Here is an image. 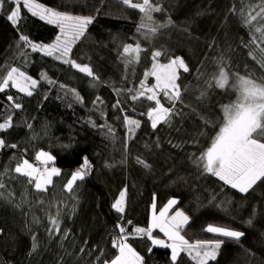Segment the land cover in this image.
<instances>
[{"label":"trees","instance_id":"16d2710c","mask_svg":"<svg viewBox=\"0 0 264 264\" xmlns=\"http://www.w3.org/2000/svg\"><path fill=\"white\" fill-rule=\"evenodd\" d=\"M109 1L125 6L121 0ZM36 2L47 7H72L76 12L86 5L84 0ZM86 2L95 7L94 1ZM133 2L142 3V0ZM151 2L164 9L151 13V20L138 9L125 6L129 9L128 16L99 14L89 25L86 36L76 41L69 58L89 65L97 81L69 64L32 52L30 46L25 47L19 41V35L24 34L32 43H54L59 35L57 26L33 17L23 8L21 20L13 26L7 20L6 10L11 5L0 8V82L13 67L38 81L31 97L10 85L0 93V123L8 115L13 117V126L0 131V138L8 145H17L15 149H0V183L5 185L0 188V264L110 262L119 254L112 247V240L120 235L116 225L127 227L130 233L135 227L147 230L153 203L159 212L169 199H176V209L189 216L181 235L190 244L198 240H225L217 260L209 264H264V182L249 193H239L223 185L217 177L204 173L202 166L193 162V157L206 152L222 127V106L235 102L238 95L231 86L214 87L213 78L220 66L229 72L230 85L235 83L236 76L264 83V67L258 62L264 56L255 45L245 46L251 40L250 29L242 23L240 14L242 8L245 14L252 8L259 11L255 6L261 0ZM233 8L235 11H230ZM169 19L172 24L167 29H158L155 34L150 31ZM137 42L143 50L138 61L129 63L131 57L122 55L123 45L135 46ZM154 51L162 52L158 58L160 64L179 56L190 69L178 71L177 83L182 93V100L176 102L178 114L155 130L147 116L155 102L145 97L131 100L145 72L152 70ZM42 73L56 84L40 80ZM206 82H212L213 86ZM61 84L64 88H60ZM147 84H155L154 77L149 76ZM129 88L133 89L132 93L127 91ZM73 89L83 103L75 101ZM202 91H206L204 97L200 95ZM8 95L21 103L22 108H12ZM97 97L100 100L94 104ZM160 99L165 107H172L165 98ZM118 100L120 104L114 108ZM125 115L141 122L134 135L127 134ZM109 128L113 131L109 132ZM39 151L51 154L54 160L48 167L61 172L53 177L46 192L35 190L27 177L14 172L24 159L44 168L35 159ZM85 156L90 161V171L69 193L64 185ZM137 158L150 168L137 163ZM125 189V212L120 214L111 205ZM213 194L216 200L209 203ZM58 212L61 232L50 236L49 218ZM253 214L254 223L249 227L245 221ZM209 224L244 231L246 235L239 242L218 237L204 231ZM64 232L68 233L67 238ZM152 234L165 239L160 231L153 230ZM33 235L38 247L29 255ZM127 243L144 257V264H172L171 250L152 245L146 235H131ZM81 248L85 251L81 252ZM100 250L103 256L97 262L95 257L101 255ZM181 256L182 264H196L187 252Z\"/></svg>","mask_w":264,"mask_h":264},{"label":"snow or ice","instance_id":"6c2138e0","mask_svg":"<svg viewBox=\"0 0 264 264\" xmlns=\"http://www.w3.org/2000/svg\"><path fill=\"white\" fill-rule=\"evenodd\" d=\"M121 2L129 8L138 9L139 12L143 13L149 20L152 19L151 13H160L164 11L158 4L154 5L151 0H142V3L133 2V0H121ZM6 4L11 5V7L6 10L8 11L7 20L10 21L13 26H16L21 20L23 8L30 12L33 17H39L40 20L46 21L50 25H55L60 30V35H58L55 38V42L51 44L32 43L27 35L21 34L19 35V41L23 42L25 47L30 46L32 52H39L44 56L53 57L57 61L69 64L71 68L76 69L78 72L86 74V76L91 77L93 81L98 80V77L94 74L93 69L89 65L77 63L74 59L69 58V54L72 52V45L86 36L89 25L94 22L93 16L71 15L67 12L54 10L51 7H45L43 4L37 3L36 0H0V8H4ZM255 7H258L259 11H255V8H252L245 14L243 8L240 10L242 23L249 27L251 36L249 44L245 46L251 47L255 45V48L264 56V0H261V3ZM230 11L234 12L235 9H230ZM171 24L172 21L169 19L167 23L159 24L157 28H152L150 31L155 34L158 29H167ZM141 27H143V25H141ZM142 50L139 42H137L135 46L131 43H127L123 45L122 55L131 57V60L128 61L130 63L132 60L138 61L139 54ZM250 54L252 53L250 52ZM161 55V51H154L152 53V59L154 61L152 70L145 72L144 79L139 83V89L135 94L131 95L132 101L145 97L147 101L155 102V107H150L147 112V116L151 121V128L154 130L157 129V126L161 123H167L172 115L178 114L176 112V102L182 100L181 85L177 83L180 78L178 69H182L184 72L190 71L188 65L179 56L171 58L167 64H160L158 58L161 57ZM258 62H261V66L264 67V60ZM149 76L154 77L156 81V83L151 86L147 84ZM213 79L215 88L225 89L231 86L238 95L235 102L222 106V127H220L219 132L212 139L211 146L198 158L193 157V162L198 167L202 166L204 173L217 177L219 181L223 182V185L235 189L239 193H249L250 190H254V187L257 186L258 183L264 182V83H258L256 80L244 76H236L235 83L230 85L229 72L226 71L223 65L220 66L218 75ZM40 80L46 81L49 85L56 84V81L49 79L44 73L41 74ZM206 83L209 84V87L213 86L212 82ZM9 85L11 88L17 89L19 92L31 97L33 91L38 86V81L26 75L25 72L19 71L17 68L13 67L7 72L2 82H0V93H3ZM60 88H64V85L61 84ZM127 91L132 93L133 89L129 88ZM161 94L172 104V107H165L164 104L161 103ZM72 95L76 102L83 103L82 98L74 89L72 90ZM200 95L204 97L206 91H202ZM7 100L12 102V108H22L21 103L13 101L12 95H8ZM99 100L100 98L97 97V100L93 101V103L96 104ZM119 104L120 101L118 100L113 107L116 108ZM121 111H123V109H121ZM123 123L128 129L127 134L131 135H134L136 129L141 127V122L138 119H132L128 115L123 117ZM12 126L13 117L8 115L7 119L0 123V131L7 130ZM93 126L95 127L96 125L93 123ZM28 127L31 128V125H28ZM99 127L103 128L105 125H100ZM112 131L113 130L109 128V132ZM9 147L15 149L17 145H8L4 139L0 138V149ZM35 159L44 165L42 170L35 167L27 159H24L22 163L16 165L14 172L27 177L28 184L33 185L35 190L46 192L48 186L53 183V177L60 176L61 172L56 167H48L49 163L54 160V157L48 152H37ZM137 163L145 168H150V165L140 158H137ZM90 168L89 159L86 156L83 157L82 164L76 171L71 173L70 178L64 185V189L69 193L73 192L74 185L77 181L85 179ZM4 187L5 185L0 183V188ZM125 197L126 189L121 190L118 198L112 203L111 208L117 213L123 214L125 212ZM215 200L216 196L213 194L209 203ZM176 204V199H169L167 204L160 209L159 214L156 215V205L153 203L152 207L154 214L147 230L142 227H135L132 233H128L123 226L117 224L116 228L119 229L120 235L118 239L112 240V247L118 249L119 254L110 262L105 260L104 264H144V257L138 254L132 246L127 243L129 236L134 234L146 235L147 239L150 240L154 246L170 248V259L172 264H182V252H187V254L196 261V264H209L210 261H216L218 252L225 243V240H198L196 243L190 244L189 241L181 235L182 230L189 223V216L180 210H176L174 214L170 216L168 215L169 210ZM74 210L75 209H73V211ZM254 216L255 214H253L252 218L245 221L247 226H253ZM49 220L51 225L47 229L49 235L60 233L61 225L59 212L56 216H51ZM36 222L39 223V221ZM129 223L131 222L129 221ZM153 228H159L160 232H162L171 243H166L163 239L154 237L152 234ZM204 231L236 242L241 241L246 235L244 231L213 226L212 224L204 228ZM0 232H2V230H0ZM63 236L67 238L68 233L64 232ZM32 240V251L29 255H32L38 247L35 235L32 236ZM80 251L84 252L85 249L81 248ZM100 251L101 255L95 257L97 262H99L103 256V250ZM151 251L152 249L149 248V252ZM89 255H91V253H89Z\"/></svg>","mask_w":264,"mask_h":264},{"label":"rangeland","instance_id":"374dc122","mask_svg":"<svg viewBox=\"0 0 264 264\" xmlns=\"http://www.w3.org/2000/svg\"><path fill=\"white\" fill-rule=\"evenodd\" d=\"M86 1H89V2L90 1H94L95 2V7H90L89 4H87L88 2H86ZM84 2L86 4L85 7L84 8L81 7V10H79L77 12L72 7L71 8H68V7L67 8L51 7V8L54 9V10H57V11L67 12L68 14H71V15H83V16H89V15H91L93 17H95V16H97L99 14L100 15L111 16V17H117V16H119V17H126V16H128V14H130L129 12H127V10H129V9H126L125 6H120L118 4L111 3L109 0H84ZM45 7H47V6H45ZM97 10H99V11H97ZM134 15H132L130 18H132ZM44 22H46V21H44ZM87 32H88V30H87ZM59 35H60V30H59ZM74 45L75 44L72 45V48H73ZM69 57H70V54H69ZM179 70L180 69H178V71ZM155 83H156V81H155ZM160 96L163 97L162 94ZM176 206H177V204L176 205H173L172 208L169 210V213H168L169 216L172 215V214H174V212L176 210H180V209H176ZM180 211H182V210H180ZM153 214H154V210L152 208L151 215H150L151 220L153 218ZM155 214L158 215L159 212H156L155 211ZM153 230L160 231L159 228H153L152 231ZM163 240L166 243H171V241H169L167 237H165V239H163Z\"/></svg>","mask_w":264,"mask_h":264},{"label":"bare ground","instance_id":"6f19581e","mask_svg":"<svg viewBox=\"0 0 264 264\" xmlns=\"http://www.w3.org/2000/svg\"><path fill=\"white\" fill-rule=\"evenodd\" d=\"M37 168H42L43 169V167L42 166H37ZM31 186H33V185H31ZM34 187V186H33ZM128 233H130V231H128ZM131 236V235H130ZM129 236V237H130Z\"/></svg>","mask_w":264,"mask_h":264},{"label":"built area","instance_id":"2783aa9c","mask_svg":"<svg viewBox=\"0 0 264 264\" xmlns=\"http://www.w3.org/2000/svg\"><path fill=\"white\" fill-rule=\"evenodd\" d=\"M40 169L42 170V168H40ZM131 224L133 225V223H130V225H131ZM127 229H128V228L126 227V228H125L126 232H127Z\"/></svg>","mask_w":264,"mask_h":264}]
</instances>
